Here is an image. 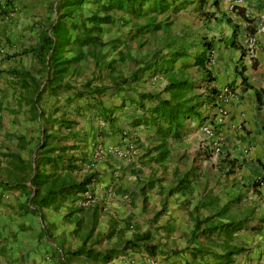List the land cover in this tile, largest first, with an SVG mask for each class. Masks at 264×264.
<instances>
[{
	"label": "crops",
	"instance_id": "obj_1",
	"mask_svg": "<svg viewBox=\"0 0 264 264\" xmlns=\"http://www.w3.org/2000/svg\"><path fill=\"white\" fill-rule=\"evenodd\" d=\"M4 1L0 0V4ZM12 1L17 3V0H7L9 12L0 10V159H7L2 156L5 154L17 156L25 164V174H29L26 168L39 157L37 144L44 140V135L50 134L49 140L46 139L47 147H52L57 139L60 147H70L61 156L66 154V159H75L73 164L78 168L71 173L58 170L56 174L60 178L78 181L86 174L95 173L96 179L89 187L94 196L90 201L50 205L42 208L38 215L27 213L22 207L25 204L22 187L0 188V264H102L84 255L76 256L74 252L83 246L95 252L120 250L105 264H148L143 251H131L142 249L122 251L125 241L146 233L151 239L158 237L155 233H168L172 247L166 244L159 250H209L221 254L234 247L244 252L235 256L231 264H264V0H242L236 7L240 9V16L230 12L234 18L232 23L237 26L236 43L244 50V56L240 57L238 51L225 56L223 53L229 48L223 45L216 49V62L211 67L214 77L211 86L230 88L224 105L227 117L212 128L225 150L205 151L206 138L200 130L203 124L196 126L188 121L186 127L190 132L180 143L192 148L174 151V145L180 143L167 140L168 154L162 163H153L148 158L154 153L143 156L156 144L153 129L141 123L134 125L136 120L147 119L149 110L155 106L153 101H139L137 94H158L161 99H168L169 93L162 91V84H152L147 91L142 85L130 92L113 91L111 98L108 91L75 98V90L86 81H91L95 87L107 85L102 80L92 81V75L97 70L103 74L113 53L107 56L102 53L104 50L99 52V47L93 46L57 45L54 57L68 60L70 64L56 80L59 87L52 92L45 90L37 98V90L29 79L42 81V84L46 79L44 66L35 51L40 46L41 34L45 32L50 36L57 21L55 6L44 7L42 11L45 14L48 11V15L45 22L38 23L39 19L32 13L33 6L28 5L32 1L26 0L24 6L11 9ZM226 1L230 0H219L220 3ZM92 4L82 5L83 15L99 11L97 4ZM64 22L66 27L69 22ZM216 28L207 27L215 39L219 33ZM248 30L253 33L250 35ZM251 36L255 42L248 50L246 41ZM117 53L130 56L126 50ZM107 75L110 80L116 76ZM160 80L165 82L163 77ZM118 105L119 108H115ZM102 110L112 111L114 119L110 123L98 117ZM97 143L102 144L100 148L126 150L127 157L118 158L110 153L97 157ZM127 145L132 146L131 152ZM198 145L201 154L200 151L195 154L193 149H198ZM134 159L153 165L160 174L157 180L162 181L148 189L146 180L142 184L120 180V184L116 183L117 187L121 185L120 191L115 195L112 193L117 190L112 181L115 171L135 169ZM8 164L15 172L20 171L15 160ZM44 169L49 171V166ZM174 172L189 173L187 193L165 198L164 189L170 183L163 181L162 174L170 173L172 177ZM21 183L28 185V181ZM140 191L144 192L145 199ZM185 200L187 205L183 208ZM161 207L164 212L156 216ZM189 213L199 219L210 216L207 226L243 219L246 226L233 233L217 230L207 239L190 241ZM99 240L102 244L97 246ZM202 256L196 259L198 263H192L187 254L190 259H186L187 264H206L207 260L212 264L208 255Z\"/></svg>",
	"mask_w": 264,
	"mask_h": 264
},
{
	"label": "trees",
	"instance_id": "obj_2",
	"mask_svg": "<svg viewBox=\"0 0 264 264\" xmlns=\"http://www.w3.org/2000/svg\"><path fill=\"white\" fill-rule=\"evenodd\" d=\"M60 0L58 4L53 8L56 13L57 21L51 28V34L48 36L45 32L39 37L40 46L35 51L40 57L38 59L39 63L44 66V71L46 73V79L42 84V81L38 83L29 79L33 85V88L37 90V98L43 91H55L59 86L56 84L58 76L62 74L66 65L70 62L61 58L54 57L57 53V45H69L73 44L77 47L82 46H93V47H105L107 45H113L115 42H102L101 32L103 31V25L113 24L114 19L111 16V11L116 10L118 12L122 11L127 14L130 18L147 17L144 23L140 26H135V31L137 35H142L145 33L155 34L157 31H165L164 27L167 23L157 22L155 18L159 15L166 13H177L183 9V4L189 3L187 1L180 0ZM201 3H206L207 0H200ZM97 4L98 12L91 13L89 15H83L81 10L82 5L85 4ZM211 7L215 11H218L219 0H211ZM170 9V11H168ZM77 11V12H76ZM236 15L240 16L239 8H232L231 10ZM99 13V14H97ZM167 17V15H166ZM68 21V25L65 27V22ZM215 24H219L220 21H224L225 24H230L229 18L226 16H220L216 20H212ZM138 25V24H137ZM65 27V28H64ZM64 28V29H63ZM69 32H72L71 35ZM250 35L252 31H247ZM237 29L235 26L230 28L229 37L220 42H213V40L204 39L199 43L200 49L192 54V61L190 63H184L181 67H192L200 75H202L203 80L206 84L204 85V91L198 94H191L187 96V93L194 91L199 88L196 82L190 80L187 76H183L181 73L182 69L173 68L174 62L178 59L186 58L190 49L189 45L179 46L177 50L169 54L167 57L162 56L160 58L155 57L154 52L145 58L139 60V67L132 71L127 78H117L111 79L112 86L116 87L119 85H130L132 82L137 81L144 74H150L149 76L159 73L165 82L159 80V84H162V91L169 93L168 99H161L158 94L150 93H138L137 99L153 101L155 102L154 108L149 110V116L147 119L141 121L136 120L134 125H147L153 129L156 138L153 140L156 144L147 149L144 157L149 156L154 153V156L148 157L153 161V163H162L165 161L168 148L167 140L173 143H180L187 138L190 130L186 127L185 122H194L196 126L204 124L208 120L207 113L213 110L215 107L214 97L216 94L215 86H211L214 77L211 74V53L218 49L219 44L224 45L225 48L232 49L239 52V56H244V50L240 48L236 43ZM66 41V44H65ZM114 46V45H113ZM58 53H60L58 51ZM93 56V52H91ZM81 56V54H80ZM123 56L120 54L119 61L123 60ZM127 60H132L130 56L126 57ZM98 59V58H97ZM64 60L63 62H60ZM108 63H111L110 61ZM63 65V66H61ZM105 67H109L106 64ZM50 72V73H49ZM21 77V76H20ZM245 81L244 78L241 80ZM41 87V88H39ZM65 89H69V86H65ZM109 88L100 85L92 86L91 81H86L84 84L79 86V89L75 90V98H85L91 95H99L106 92ZM230 89V88H229ZM257 96V93L255 92ZM255 96V97H256ZM36 99H34L33 104H36ZM257 98V97H256ZM142 107V105H139ZM204 110H200V109ZM112 111L102 110L98 114L103 122L110 123L114 118L111 117ZM70 147L56 148L55 146L47 147L44 140H40L37 144L36 152L38 151L39 157L34 159L33 165L26 168L29 174H25L24 163H22L19 158L13 154L2 155L7 157V159L15 160L18 165L17 169L23 171L20 179H14L13 184H9L5 180L0 179V188L8 190L11 188H16L18 186L22 187L23 194L25 195V204L22 206L26 209L27 213L32 215H38L42 208L48 207L50 205H56L63 203L65 201L74 200H86V193H90L89 187L95 182V173L86 174L81 180L78 181H67L60 178L56 172L58 170L67 172H72L78 170V168L73 164L75 159L63 158L61 155L65 151L70 150ZM57 151V155H53ZM65 160V161H64ZM64 163V164H63ZM45 166H49V171L44 169ZM173 180L170 181V186L164 189L165 198L170 197L174 194L184 195L187 193V187L190 180H188L189 173L185 172L183 174H172ZM28 181V185L21 182ZM162 179H152L148 178L146 180V187L150 189L156 182H161ZM255 187V184L252 183ZM120 189L114 191L117 194ZM142 198H144V192L142 191ZM145 199V198H144ZM143 199V201H144ZM187 201L182 203V207L185 208ZM164 210L161 207L157 212L163 213ZM197 211L195 210V213ZM211 219L207 216L203 219L197 218V216H192L189 213V220L192 223V230L190 233L189 240H195L198 238H209L215 231L218 230L224 233H233L239 229L244 228L246 225V220L243 219L241 222H228L221 224L220 226H207L206 224ZM110 236V233L107 234ZM148 242L149 244H145ZM151 237L149 233L143 235H135L131 239L124 242L122 245V251L126 249H142V250H131V251H143L148 257L154 258L156 255H162L164 257L175 256L182 258L184 264H187L186 256L189 255L191 262H196V259H202V255H208L212 259V264H231L233 258L244 252L241 248H230L225 250L221 254L216 252H210L209 250H177L174 252H169L167 250H159L156 244L150 243ZM84 247V246H83ZM79 248L74 252L77 255H84L93 261L105 264L108 263L114 256L117 255L116 250H105L103 252H95L93 250H85L84 248ZM198 263V262H196Z\"/></svg>",
	"mask_w": 264,
	"mask_h": 264
},
{
	"label": "rangeland",
	"instance_id": "obj_3",
	"mask_svg": "<svg viewBox=\"0 0 264 264\" xmlns=\"http://www.w3.org/2000/svg\"><path fill=\"white\" fill-rule=\"evenodd\" d=\"M25 1L26 0H17V3H13L12 1V5H10V8L13 9V8H17L20 6H24L25 4H23V2ZM29 1H32L30 2V4L28 3V5L33 6L34 9L32 13L34 14L36 19L37 18L39 19V20H36V22L39 23L41 21L45 22L46 14L48 15V11L46 12V14L42 11L44 7L47 9V7H53V5L56 6L60 0H29ZM180 1H187L189 3L183 4V9H181L177 13H166L163 15H159L157 18H155L157 22L159 21V22L167 23V26L164 27L165 31H157L155 34L145 33L139 36L137 35L135 31V26L142 25L144 21L147 19V17H142V18L141 17L139 18L131 17L130 18L127 14L123 13L122 11L120 12L116 10L111 11L110 14L114 19V23L103 25V31L101 32V40L104 39L106 42H112L115 40V42L113 43L114 46L107 45L103 49L99 47V52H101V50H104L102 53L107 54V56L113 53L112 55L113 57L112 59H110L111 63H107L109 67L107 68L105 67L106 65L104 66L105 70L103 74H100L101 72L97 70V72H95V75H94L95 77L92 75V78H93L92 81L97 79V81L100 82L102 80L105 84H107L106 87L109 88L107 90L108 92H106L107 94H109L108 98H111V96L113 95V91L122 92V90H124L125 92L126 91L130 92V91L139 89L141 85H142V88H146L144 90L147 91V88L150 85L159 84L157 82H152L150 78L152 76H157L158 80H160L161 75L159 73H155V75H152V76H149L150 74H144L142 77H140V79L132 82L130 85H119V86L114 87L112 86L113 82H111V80L109 79L110 77L109 75H107V73L116 74L115 77L117 78H121V79L127 78L132 71H134L140 66L139 60H141L142 58L150 56V54H152L153 52L155 54V57L157 58H160L162 56L167 57L169 54L177 50L178 47L182 45L190 46V49L188 52L189 54L186 58H181V59H178L176 62H174L173 68L177 70L181 68L182 69L181 73L183 74V76L184 75L187 76L190 80H192L193 82H196V85L199 86V88L195 89L194 91L187 93V96L202 92V89L204 88V85L206 84L204 81H201L203 80L201 79L202 75H200L192 67H181V66L184 63H190L192 61V54L197 52L200 49L199 43L203 41L204 39L213 40V42H217V40L219 39L218 42H220L221 40L225 39V36L226 37L229 36L230 28L232 26H235L232 23L234 18L230 14V12L233 13L231 11L232 8L230 7L231 0L229 1V3H227V1L226 3L219 2L220 5H218V11H215L213 7H211L210 5L211 0H207L206 3H203V4L201 3L202 1L200 0H180ZM4 2H6V5L4 4ZM4 2L0 4L1 5L0 10L2 12L5 9L6 12H9L8 7H7L8 6L7 0H5ZM168 11H170V9ZM220 16H226L227 18H229L230 24H225L224 21H220V23L217 25L215 24L214 21H212V20H216ZM207 27L209 29L218 27V29L216 28L219 31V33L216 35L217 39H215L214 37L210 35L211 32L210 31L208 32ZM235 27L237 28V26ZM223 32H225V34ZM65 44H66V41H65ZM219 46H222V44H219ZM125 50L129 51L130 58L132 60H127V59L124 60L125 58L124 57L122 61H119L120 54H118L117 52H122ZM216 51L217 50H214V52L211 55V62H210L211 66L210 67H212V65H214L216 62V58H217ZM228 52L230 54L231 53L234 54V50L232 49L224 51L223 54L225 56H228L229 54ZM63 61L64 60L60 62H63ZM107 69L110 71H106ZM146 82L148 84H146ZM155 87H158V86H155ZM116 102L118 101L115 100V103ZM115 108H119V105ZM200 110H204V109L201 108ZM185 124H188V122H185ZM48 136H50V134H46L43 136L45 142H46V139L49 140ZM59 144H60L59 140L57 139L55 143L52 145L55 147L57 146L56 148L58 149L62 148L59 146ZM183 144L185 143L174 145L173 150L174 151H185V150H190L192 148L191 145L189 144L185 146H183ZM95 146L101 147L102 144L97 143ZM203 148H205L204 149L205 151L213 152V149L215 148V146L211 142L206 143V141H203ZM193 149H195L196 151L195 154L198 151H200V154L202 152L200 150L199 145H198V149L196 147ZM224 150L225 148L223 147V142H222L221 151H224ZM57 153L58 152L55 151L53 155H57ZM64 156L65 157L63 158H66V154ZM11 160L12 159L9 160L5 158L0 159V179L7 181L9 184H12L15 178L20 179L21 174H23L20 171L15 172L14 170L10 169L8 163H10ZM134 160L133 162H137V167L135 169L133 170L118 169L115 171V174L113 175V179H112V181L115 182L114 183V185L116 186L115 189L116 188L120 189L121 185H119V187H117L116 185V183L117 184L121 183L120 180L122 181L125 180L127 183H130V184H133V183L142 184L148 178L158 179V177L160 176V174H157L158 172L155 171L154 169L155 167L151 165L150 163H146L143 160L141 162L137 159H134ZM88 162L90 163V161ZM76 173L77 171H75V174ZM74 177L77 178V175H75ZM162 178H163V181L166 183H170L172 179V177H170V173L162 174ZM112 193H114V191ZM87 195L89 196V198L86 197L87 198L86 200H89V201L93 199L94 197L92 195L91 190H90V193L88 192ZM76 201L84 202L82 200L81 201L76 200ZM160 234L161 235H158V233H155V235L158 237H156L157 239L152 238L150 243L154 242V244H156L158 249L164 248L166 244L167 245L169 244L171 246V240H169L168 238V233L167 234L160 233ZM101 241L102 240H99V242H97V246H100L102 244ZM145 244H149V243L146 242ZM110 246L113 247L112 245ZM99 251L103 252L105 250H99ZM116 251L120 252V250H116ZM167 251L172 253L177 250H167ZM185 256L187 260H190L187 257V255ZM147 258L148 256L146 255L145 259ZM154 258H155V264H184L182 260L183 256L181 258H178L175 256L162 257V255H156ZM200 261L203 262V260H200ZM210 262L211 260H207L206 264Z\"/></svg>",
	"mask_w": 264,
	"mask_h": 264
},
{
	"label": "built area",
	"instance_id": "obj_4",
	"mask_svg": "<svg viewBox=\"0 0 264 264\" xmlns=\"http://www.w3.org/2000/svg\"><path fill=\"white\" fill-rule=\"evenodd\" d=\"M241 3H242V0H231L230 7L235 8V7L239 6ZM254 42H255V40L252 36L247 37L246 48L248 50H251ZM211 55H212V53H211ZM210 62H211V60H210ZM150 79L152 82H158L159 81L157 76H152ZM229 95H230V89L228 86L224 85V86H220V87L216 88V94L214 97L215 107H214L213 111L208 114L207 122L200 126V130L206 138L205 139L206 143L209 141L215 146V148L213 149V151L215 153L221 151L222 142H221V139H219L218 137H215V135H213L212 128L214 125H218V124L223 123V121L227 117V110L225 109L224 105L226 104L227 97ZM127 150L129 152H131L132 146L127 145ZM105 153L113 154V156H116L118 158L127 157L126 150L121 152V151H116L115 149H112L109 147L108 148L97 147L96 152H95V156L101 157ZM87 194L88 193L85 194V197L89 198V196ZM146 261L148 264H154V262H155L153 258H149V257L146 259Z\"/></svg>",
	"mask_w": 264,
	"mask_h": 264
}]
</instances>
